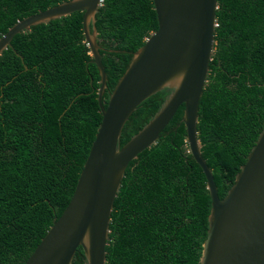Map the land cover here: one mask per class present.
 <instances>
[{
    "label": "trees",
    "instance_id": "16d2710c",
    "mask_svg": "<svg viewBox=\"0 0 264 264\" xmlns=\"http://www.w3.org/2000/svg\"><path fill=\"white\" fill-rule=\"evenodd\" d=\"M69 0H0V38L18 21ZM214 55L198 105L201 155L224 198L264 128V0H217ZM83 13L32 26L0 55V264H24L68 205L101 114L98 69ZM96 42L102 97L157 30L152 0H102ZM172 89L143 101L120 147L161 109ZM184 106L156 145L127 166L110 215L105 264H198L211 200L188 153ZM71 264H86L77 248Z\"/></svg>",
    "mask_w": 264,
    "mask_h": 264
},
{
    "label": "water",
    "instance_id": "95a60500",
    "mask_svg": "<svg viewBox=\"0 0 264 264\" xmlns=\"http://www.w3.org/2000/svg\"><path fill=\"white\" fill-rule=\"evenodd\" d=\"M102 0H69L14 24L0 38V55L13 37L32 26L83 13L82 30L98 69L101 122L72 197L24 264H71L81 248L86 264H105L110 215L129 163L156 145L181 105L188 153L202 170L211 200L206 239L198 264H264V128L219 199L202 158L196 125L198 105L214 55L217 0H152L157 30L132 58L109 95L96 42L95 15ZM164 88L172 89L156 115L120 147L122 129L136 108Z\"/></svg>",
    "mask_w": 264,
    "mask_h": 264
}]
</instances>
